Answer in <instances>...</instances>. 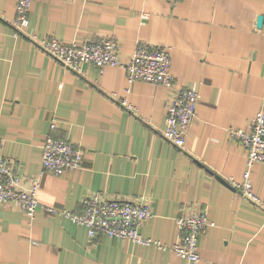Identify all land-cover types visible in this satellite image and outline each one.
I'll use <instances>...</instances> for the list:
<instances>
[{
	"label": "crops",
	"instance_id": "crops-1",
	"mask_svg": "<svg viewBox=\"0 0 264 264\" xmlns=\"http://www.w3.org/2000/svg\"><path fill=\"white\" fill-rule=\"evenodd\" d=\"M14 16L13 1L0 0V154L16 174L37 177L49 134L79 147L83 162L61 176L41 173L31 218L0 204V264H264V211L225 181H241L245 170L244 149L228 130L264 112V0H34L26 36L14 35ZM31 37H111L122 60L137 41L168 47L173 88L199 94L184 148L159 134L172 89L127 83L118 67L64 70ZM250 178L264 203V166L254 164ZM94 193L141 197L152 214L139 232L165 245L176 239L177 216L205 211L213 225L199 238V261L122 238L90 239L84 226L44 210L79 213Z\"/></svg>",
	"mask_w": 264,
	"mask_h": 264
},
{
	"label": "built area",
	"instance_id": "built-area-1",
	"mask_svg": "<svg viewBox=\"0 0 264 264\" xmlns=\"http://www.w3.org/2000/svg\"><path fill=\"white\" fill-rule=\"evenodd\" d=\"M15 16L12 27L15 36H26L28 15L34 0H12ZM174 7L181 0H164ZM140 17L146 19L147 13ZM37 48L62 69L76 73L84 64H91L101 69L106 66L118 67L124 71L127 83L147 82L154 86L172 89L166 101L164 127L159 131L163 140L177 149H183L188 129L195 118L196 103L199 94L187 87L173 88V77L170 73V49L166 46L135 42L132 53L126 60L118 54V43L111 37L97 40L64 43L54 38L35 39ZM121 105L131 113L135 107L126 99ZM55 123L50 124V130ZM229 136L244 149L245 170L241 181L231 177L225 181L234 188L240 197L264 211V203L253 192L251 167L254 164L264 166V112L260 110L251 118L247 128H230ZM82 150L65 139H56L47 134L42 146L41 170L37 177L24 178L16 174L13 162L0 154V204H10L32 217L38 209L37 192L39 177L42 172L61 176L68 170L82 165ZM79 213L44 207L51 215H60L76 226H84L90 239L100 235L109 238L130 240L139 247L156 246L161 252H172L178 258L190 263L199 261L198 243L201 234L213 225L205 211L182 213L175 218L176 239L170 245L160 244L151 238H144L139 230L145 220L151 216V208L141 197L127 199L107 198L94 193L85 196L79 203Z\"/></svg>",
	"mask_w": 264,
	"mask_h": 264
}]
</instances>
